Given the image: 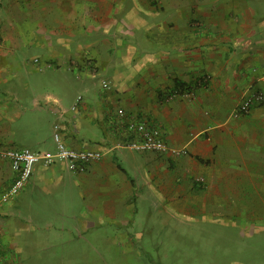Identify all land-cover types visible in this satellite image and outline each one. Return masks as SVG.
Instances as JSON below:
<instances>
[{
    "label": "crops",
    "instance_id": "crops-1",
    "mask_svg": "<svg viewBox=\"0 0 264 264\" xmlns=\"http://www.w3.org/2000/svg\"><path fill=\"white\" fill-rule=\"evenodd\" d=\"M1 14L0 77L31 48L29 68L57 89H0V151H53L60 125L66 147L103 156L80 174L61 163L33 167L0 209V264H19L21 217L49 229L73 203L80 225L93 215L123 226L155 210L191 217L264 207V101L230 116L243 96L264 95V0H0ZM105 76L103 92L94 82ZM118 109L158 128L167 150L119 147ZM20 128L49 133L31 138ZM12 179L0 158V191Z\"/></svg>",
    "mask_w": 264,
    "mask_h": 264
},
{
    "label": "rangeland",
    "instance_id": "rangeland-1",
    "mask_svg": "<svg viewBox=\"0 0 264 264\" xmlns=\"http://www.w3.org/2000/svg\"><path fill=\"white\" fill-rule=\"evenodd\" d=\"M0 19H4L3 14ZM1 38L0 33V41ZM34 56L36 52L31 48L24 55L17 53L10 63V74L6 72V76L0 77V89H57L50 81L38 80L39 76L29 68ZM20 65L27 67L28 74ZM11 73L17 76L12 78ZM102 81L111 87L105 76L96 79V89H100ZM28 113L21 112L22 122ZM20 130L31 138L49 133L48 128L38 134L28 128ZM31 138L28 142L35 140ZM54 207L62 208L59 203ZM77 208L73 203L70 213L61 217L63 221L56 220L49 229L45 223H38L40 228H36L35 222L29 223L21 217L25 228L17 238L19 264H264L262 206H236L241 212H206L191 217H184L173 209L168 215L155 210L152 214L138 215L129 226L115 220L98 225L93 215L80 225V215L73 216ZM47 244L49 248H44Z\"/></svg>",
    "mask_w": 264,
    "mask_h": 264
},
{
    "label": "built area",
    "instance_id": "built-area-1",
    "mask_svg": "<svg viewBox=\"0 0 264 264\" xmlns=\"http://www.w3.org/2000/svg\"><path fill=\"white\" fill-rule=\"evenodd\" d=\"M100 89L103 92L108 91L110 89L109 84L102 81ZM263 101V93L259 91L250 92L234 106L230 116L234 118L244 116ZM81 103L82 98L78 96L70 107V111H76ZM116 117L119 122L118 126L124 129L123 141L119 143V147L133 152L164 153L167 150L158 128L149 126L144 121L127 118L122 109L116 111ZM61 131L60 125H54L52 140L55 147L53 151H31L26 148H9L0 151V158L8 161L13 173L11 184L0 191V209L24 189L35 165L51 166L55 163H61L70 172L80 174L91 162L98 161L103 156L101 151L74 150L66 147L61 139Z\"/></svg>",
    "mask_w": 264,
    "mask_h": 264
},
{
    "label": "trees",
    "instance_id": "trees-1",
    "mask_svg": "<svg viewBox=\"0 0 264 264\" xmlns=\"http://www.w3.org/2000/svg\"><path fill=\"white\" fill-rule=\"evenodd\" d=\"M181 86L183 85V84H180Z\"/></svg>",
    "mask_w": 264,
    "mask_h": 264
}]
</instances>
